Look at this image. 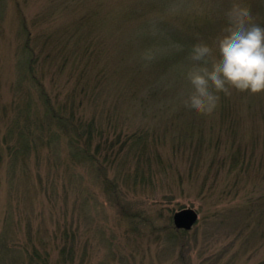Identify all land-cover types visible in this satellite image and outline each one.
Returning a JSON list of instances; mask_svg holds the SVG:
<instances>
[{
	"label": "rangeland",
	"instance_id": "1",
	"mask_svg": "<svg viewBox=\"0 0 264 264\" xmlns=\"http://www.w3.org/2000/svg\"><path fill=\"white\" fill-rule=\"evenodd\" d=\"M8 6L9 0L6 14L12 10ZM166 7L168 19L165 21L173 24L159 17L151 22L160 37V43L153 45L160 51L154 65L170 61L173 27H185L205 10L203 0H171ZM39 8L40 5H34L31 10ZM176 9L178 12L173 14ZM6 14L0 15V29H8L14 35V16ZM22 54L21 42L16 37L8 41V33L0 35V105H11L17 99L20 107L34 102L42 114L39 94L27 80L24 88L16 91V84L22 79ZM136 57L138 54L132 55L133 63L138 60ZM175 87L173 90L183 91L184 88ZM189 92L185 87L181 98L173 94L176 105L165 113L175 111L177 114V105L183 103ZM249 96L250 93H246L247 99ZM104 99L110 107L109 97L104 96ZM239 100L240 106L241 97ZM252 100H255L254 108L242 106L237 110L239 122L236 126L232 124L237 132L227 130L226 146L219 150V163L211 171L207 156L214 155L216 149L209 151L207 144H198L196 136L177 147H173L172 140L159 145L160 140L153 137L147 149L151 153L140 160L145 179L137 183L133 177L139 166V153L126 148L111 162L110 158L106 161L103 173L89 160H75L65 140L51 139V134L47 133L37 140L40 145L35 151L18 157L2 153L0 247L7 249L0 248V258L4 261V256L8 258L7 250H11L12 255L18 257L15 263L23 264L25 261L20 255L26 259L35 249H41L49 251L50 264H61L59 248L66 231L71 235L72 226L78 237L74 264H182L179 258L185 255L187 259L183 264H264V93L256 94ZM148 105L152 116L163 111L157 112L152 103ZM89 108L92 113L95 111L94 107ZM187 110L194 113L191 118L196 119L194 135H225V130L218 128L210 133V129L200 131L199 126L207 127L200 118L202 115ZM15 112L16 108L10 106L0 125L15 119ZM131 118L129 124L124 125L125 129L146 126L148 121L140 108L133 110ZM154 120L151 117L150 124ZM165 121L173 128L167 132L174 138H180L176 133L182 128H192L190 121L184 122L182 128L179 119L167 117ZM1 144L0 141V147ZM233 145H241L252 156L249 157L252 167L247 169L246 166L242 174L238 170L229 172L230 161L221 162ZM159 153L165 170L157 160ZM184 207L194 208L199 213L197 225L182 237L188 242L185 249L172 236L173 232H178L173 225V215ZM25 251L27 253H23Z\"/></svg>",
	"mask_w": 264,
	"mask_h": 264
},
{
	"label": "trees",
	"instance_id": "2",
	"mask_svg": "<svg viewBox=\"0 0 264 264\" xmlns=\"http://www.w3.org/2000/svg\"><path fill=\"white\" fill-rule=\"evenodd\" d=\"M169 1L171 0H9L8 7L12 10H8L6 14L8 0H0V15L10 14L15 21L14 35L8 29H0V35L8 33V41H12L13 36L16 37L21 42L23 51L20 70L22 79L16 84V91L24 88L27 80L38 92L43 107L41 114L34 102L20 107V100L17 99L11 105H0V120L8 114L10 106L11 109L16 108V118L0 125V155L6 152L18 157L35 151L40 145L37 140L47 133L51 134L50 138L65 140L75 160H89L98 168L99 173H103L106 161L110 158L111 162L126 148L127 151L139 153V166L133 177L137 183L145 179V169L140 167V160L151 153L147 149L152 144L153 137L160 140L159 145L172 140L175 144L173 147H177L196 136L198 144H207L209 151L211 148L216 149L214 155L211 153L207 156L210 161L209 171L214 169L219 163L217 158L221 156L219 150L223 145L224 148L226 146L227 130L237 132L232 127V124L236 126L239 122L237 110L242 106L254 108L255 100L252 99H255L256 94H250L247 99L248 92L243 94L232 90L230 96L220 93L216 109L218 115L215 111L212 116H200L207 126H199L200 131L210 129V133L211 130L215 132L216 128L225 130V135L219 137L194 135L192 132L196 119L191 118L194 113H190L184 103L177 105V114L175 111L165 112L174 109L175 95L181 98L185 87L191 91L185 73L179 72L190 66L188 55L194 44L201 41L211 44L221 33L226 24L224 13L233 0H203L205 10L199 18L192 19L185 27H173L174 47L169 49L170 61L164 65H154L160 51L153 45L160 43V37L159 31L151 26V22L159 17L165 23L173 24L165 21V18L168 19L165 9ZM244 3L250 6L256 22L264 27V0H245ZM34 5H40V8L32 12ZM176 12L177 9L173 14ZM147 50H151L155 56L150 62L142 59V54ZM133 54H138V60L134 63L131 60ZM174 86L184 87L183 91L180 88L173 90ZM189 93L185 94L186 97ZM104 96L109 97L110 107L106 106ZM149 103L157 108V112L163 111L152 116ZM125 104L127 105L123 108ZM91 106L95 108L93 113L89 108ZM139 108L146 113V126L125 129L124 125L132 120L133 110ZM161 114L165 115L159 117ZM151 117L155 119L153 124H150ZM167 117L181 120L180 128L184 122L190 121L192 128H182L176 133L180 138H174L167 132L170 129L173 131V128L167 126ZM242 148L244 149L241 145H233L230 153L222 156L221 162L230 161V173L238 170L242 174L246 166L247 169L252 167L249 160L252 156ZM157 156L165 170L162 154ZM198 160L197 158L196 162ZM122 165L125 164L122 162ZM139 173L143 174L138 176ZM171 227L173 228L172 225ZM71 232L70 235L66 231L64 243L59 248L58 262L61 264H74L75 256L77 257L78 237L72 226ZM189 232L184 229L173 232V238L183 249L188 247V242L182 237ZM10 252L11 250H7L9 260L4 256V261L0 258V264H16L18 257ZM48 252L35 249L26 259L24 255L20 257L25 261H22L23 264H50ZM186 259L185 255L179 261L183 264Z\"/></svg>",
	"mask_w": 264,
	"mask_h": 264
},
{
	"label": "clouds",
	"instance_id": "3",
	"mask_svg": "<svg viewBox=\"0 0 264 264\" xmlns=\"http://www.w3.org/2000/svg\"><path fill=\"white\" fill-rule=\"evenodd\" d=\"M224 17L226 24L214 41L194 44L188 55L185 79L191 91L183 103L201 115L216 111L220 93H264V27L243 0H233ZM154 58L151 50L142 54L145 61Z\"/></svg>",
	"mask_w": 264,
	"mask_h": 264
},
{
	"label": "water",
	"instance_id": "4",
	"mask_svg": "<svg viewBox=\"0 0 264 264\" xmlns=\"http://www.w3.org/2000/svg\"><path fill=\"white\" fill-rule=\"evenodd\" d=\"M199 220V213L196 209L184 207L176 211L173 215V221L177 228L190 230Z\"/></svg>",
	"mask_w": 264,
	"mask_h": 264
},
{
	"label": "bare ground",
	"instance_id": "5",
	"mask_svg": "<svg viewBox=\"0 0 264 264\" xmlns=\"http://www.w3.org/2000/svg\"><path fill=\"white\" fill-rule=\"evenodd\" d=\"M199 222V220L195 223V225H197V223ZM173 225H174V227L176 228V230H178V231H180V230H182L181 228H177L176 226H175V224H174V222H173ZM194 225V226H195ZM193 226V227H194ZM193 229V228H192ZM192 229H190V230H186V229H184V230H186V231H191Z\"/></svg>",
	"mask_w": 264,
	"mask_h": 264
}]
</instances>
